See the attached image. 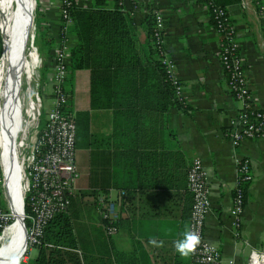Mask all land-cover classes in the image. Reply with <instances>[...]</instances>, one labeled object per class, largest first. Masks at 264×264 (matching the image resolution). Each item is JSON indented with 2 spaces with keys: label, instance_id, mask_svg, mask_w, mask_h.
I'll use <instances>...</instances> for the list:
<instances>
[{
  "label": "crops",
  "instance_id": "1",
  "mask_svg": "<svg viewBox=\"0 0 264 264\" xmlns=\"http://www.w3.org/2000/svg\"><path fill=\"white\" fill-rule=\"evenodd\" d=\"M102 1L106 6L114 4V0ZM215 1L230 14L250 91L255 103L264 108V0ZM35 2L43 26L39 34L52 40L47 42L50 53L57 44L59 0ZM89 4H95V0H77L79 6ZM120 5L142 51L146 18L155 11L162 15L163 44L174 62L182 86L180 97L187 107L172 105L168 109L171 134L165 142L163 135V147L138 149L136 158L123 157V139L112 137V109L90 106L89 69L76 68L69 74L66 109L75 119L78 115L85 117L86 122L82 120L88 130L87 140L76 136V165L81 180L77 178L74 188L78 189L79 203L85 205L76 229L80 244L108 264H189L192 196L186 177L190 163L197 157L208 171L210 184L205 235L219 248L220 264H247L249 252L261 249L264 235V133L256 139H244L236 147L226 135L238 103L225 81L217 51L220 35L207 8L201 0H122ZM67 43L69 48L77 43L71 30ZM46 57L43 63L49 61ZM239 156L249 158L253 178L245 184L244 210L235 235L228 210L237 182ZM96 193L107 194L118 202L117 230L113 234L103 228L95 207ZM74 206L75 201L72 210L68 209L71 218L77 211Z\"/></svg>",
  "mask_w": 264,
  "mask_h": 264
},
{
  "label": "built area",
  "instance_id": "2",
  "mask_svg": "<svg viewBox=\"0 0 264 264\" xmlns=\"http://www.w3.org/2000/svg\"><path fill=\"white\" fill-rule=\"evenodd\" d=\"M71 0H59L61 24L56 47L48 58L49 68L44 78L50 84L47 97L50 106L44 107L42 97L36 91V98L27 99L25 120L21 130L27 132L34 124L39 126L37 134L30 142H22V181H23V216L26 219V239L30 244H38L43 237L44 228L50 219L59 212L68 210L78 178L76 165V121L74 114L66 109L68 93L65 81L69 75L67 68L69 46L67 35L73 19L69 5ZM213 20V27L219 33L217 42L218 58L225 75V81L232 96L238 103L235 113L230 117L226 135L230 143L240 146L244 139H256L264 133V108L255 103L250 91L244 68V58L237 40V32L225 6L213 0H201ZM122 2V0H120ZM77 3V0H76ZM163 17L154 12V42L161 56L168 77L175 84V92L181 96L182 86L174 71V62L163 44ZM39 65L38 59L35 62ZM34 64V65H35ZM31 77L28 78L30 83ZM42 112L43 118L39 124ZM35 123H33V121ZM23 122V121H22ZM237 182L232 194L229 215L232 218L234 234L238 235L241 216L244 210L245 184L252 178L251 164L247 157L239 156L236 160ZM1 178V176H0ZM187 188L192 202L188 221L189 264H220L221 253L216 244L205 235L206 216L210 210V184L208 171L200 158H194L187 169ZM120 199L124 191L120 192ZM116 202L107 194L95 195V207L107 234L117 230L119 210ZM25 205L27 209L25 210ZM10 220L8 212L0 206V231ZM264 247L252 249L247 264H263Z\"/></svg>",
  "mask_w": 264,
  "mask_h": 264
},
{
  "label": "trees",
  "instance_id": "3",
  "mask_svg": "<svg viewBox=\"0 0 264 264\" xmlns=\"http://www.w3.org/2000/svg\"><path fill=\"white\" fill-rule=\"evenodd\" d=\"M120 3V0H114L112 6H106L104 1L95 0V4L79 6L76 0L70 1L73 22L68 31L76 34L77 43L68 49L67 68L69 74L76 68L89 69L90 106L112 109V137L123 139V157L132 155L136 158L140 154L138 149L163 147V135L165 142L171 134L167 125L168 109L172 105L187 106L176 94L175 84L168 77L156 49L154 13L145 20V49L142 51ZM210 21L213 24L211 16ZM60 24L59 16L57 42ZM43 38L44 43L52 42L46 36ZM46 54L48 59L49 51ZM48 66L46 60L44 71ZM78 116L75 119L76 136L87 140V126L82 120L86 122V118ZM164 148L168 155L169 147ZM93 181L91 177V183ZM73 202L71 196L69 207ZM35 246V256L22 264H108L105 259L93 255L88 247H82L68 210L56 213L50 219L41 242Z\"/></svg>",
  "mask_w": 264,
  "mask_h": 264
},
{
  "label": "bare ground",
  "instance_id": "4",
  "mask_svg": "<svg viewBox=\"0 0 264 264\" xmlns=\"http://www.w3.org/2000/svg\"><path fill=\"white\" fill-rule=\"evenodd\" d=\"M33 6L34 0H0V29L4 45L0 62V84L4 83L0 87L3 98L0 106V164L6 184L3 185L4 195L14 217L13 223L0 233V264H14L23 242L27 240L25 226L23 230L24 222L22 223L23 186L18 182V178L22 176V163L17 152L22 107L17 91L19 76L22 73L30 76L32 73L23 48L28 36L32 35L28 21ZM35 55H31L33 60Z\"/></svg>",
  "mask_w": 264,
  "mask_h": 264
},
{
  "label": "rangeland",
  "instance_id": "5",
  "mask_svg": "<svg viewBox=\"0 0 264 264\" xmlns=\"http://www.w3.org/2000/svg\"><path fill=\"white\" fill-rule=\"evenodd\" d=\"M28 26L32 29V35L28 36V39H27L26 44L24 46L25 48H23V50H24L26 59L30 62L32 73L30 76H28L26 73H22L19 76V84H18L19 88L17 91L18 92V94H17L18 99H19V102H20L21 107H22V110H21V125H22V127L24 126L25 120L28 121V119H29V117L26 116V114H25V109L27 107V99L29 97H31L32 99H35L36 98V94H35L36 91H38L39 95L42 97V101H43L45 108H48L50 106V103H51V99L49 97H47V95H46V94H48V91L50 90V87H49L50 84L45 81V78H44L45 71H44V63H43L44 58L47 55L46 54L47 53V45H46L47 42L44 43L43 42L44 40L42 39L43 36L41 37V35L39 34V32H41V27H43V26H41L40 20H38V18L36 17V2H35V0H34L33 9H31V17L28 21ZM56 45L52 48V50L56 47ZM3 46H4L3 45V38H2L1 29H0V62H1V59L3 56V51H4ZM32 53L36 54L35 60L32 59V56H31ZM37 59H38V62H40L39 65L35 64ZM30 77H31V80L29 83L28 78H30ZM3 86H4V83H1L0 87L2 88ZM2 102H3V98L0 95V106L2 105ZM42 118H43V115L41 112L40 117H39V124H41ZM35 121L36 120H34L33 123H35ZM36 129H39V126L37 127V125L34 124L33 126L29 127L27 132H23L22 130L18 131L17 143L21 144V140H22V142H30L34 138V136L37 134ZM20 144L18 146L17 152H18L20 162H22L21 150H23V148L20 147L21 146ZM21 175H22V173H21ZM0 176H1V178H0V201L2 204V208L5 209L4 211L8 212L10 215V220L8 221L9 223L5 225V227L7 228L11 223H13L14 217L11 213V210L8 206V203L5 201V198H4L5 192H4V186L3 185L5 184V182H4L5 179H4V174H3V171L1 168V164H0ZM78 179L81 180L80 177ZM78 179L76 180V185H77ZM18 182H19V184H22V186H23L22 176L18 178ZM77 190L78 189L74 188V193L72 195V201H75L74 207L77 209V211L75 212V215H73V218H71V219H72L73 223L75 224L76 229L79 230L78 225H79V222L81 220L79 218H82L81 216L84 213L83 209L85 208V205L82 203H79V201L77 199L78 197L76 195ZM79 206L82 209L79 208V210H78ZM72 208L73 207H71V205H70L69 210H72ZM22 212H23V208H22ZM91 214L93 215L92 212H91ZM23 222H24L23 230H24V226H25V231H26L27 223H26V219L24 216H23L22 223ZM4 228L2 229V231L4 230ZM2 231H0V233ZM93 232L95 233L94 229H93ZM24 240H25V234H24ZM262 247H264V235H263ZM36 251H37V247L34 244H30L27 240H26V242L24 241L22 244V248H21L19 257L14 264H22V262H25V263L28 262L29 258H32L35 256Z\"/></svg>",
  "mask_w": 264,
  "mask_h": 264
}]
</instances>
